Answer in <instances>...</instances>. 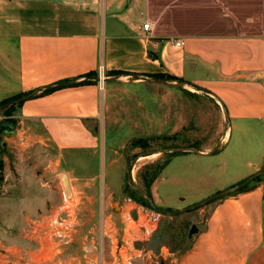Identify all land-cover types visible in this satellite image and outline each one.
<instances>
[{
  "label": "crops",
  "instance_id": "1",
  "mask_svg": "<svg viewBox=\"0 0 264 264\" xmlns=\"http://www.w3.org/2000/svg\"><path fill=\"white\" fill-rule=\"evenodd\" d=\"M114 71L133 77L128 85L136 87L160 83L155 74L175 75L208 88L212 95L196 93L208 95L224 120L222 103L227 109L216 152L176 153L173 178L151 183L162 201L167 182L203 200L264 168V0H0V102L24 97L17 130L4 136L27 132L40 153L38 161L17 164L21 181L43 186L37 166L58 170L81 162L84 152L96 156L91 123L104 113V85ZM102 74L111 79L97 80ZM4 177L3 189L16 181L7 166ZM132 201L124 216L140 204ZM6 241L0 245L13 248ZM175 257L177 264H264V176L218 201L206 227Z\"/></svg>",
  "mask_w": 264,
  "mask_h": 264
},
{
  "label": "rangeland",
  "instance_id": "2",
  "mask_svg": "<svg viewBox=\"0 0 264 264\" xmlns=\"http://www.w3.org/2000/svg\"><path fill=\"white\" fill-rule=\"evenodd\" d=\"M111 74L112 82L104 85L108 95L104 113L100 120L91 123L99 140L96 156L84 152L81 162L64 164L58 170L37 166L43 186L29 178L21 181L25 176L15 174L17 164L27 165L29 161L39 160L40 153L36 151L34 138H29L27 132L16 133L12 138L1 135L0 163L4 168L8 167L10 178L16 180L10 179L4 189L3 184L0 185V244L10 239L14 243L13 248L9 249L0 245L3 263L115 264L114 254L119 252L123 240L129 237L124 232L126 199L132 197L140 204L152 207L142 196L141 187L148 197L167 211L197 205L183 214L169 217L163 215L159 227L149 240L135 241L138 250L131 246L126 248L129 254L136 256L135 264H177L175 256H180L188 249L194 237L206 227L216 203L238 193L242 188L233 189L260 171L203 200H199L197 194L188 190L186 185L179 187L177 193L173 191V185L167 182V189L165 185L160 188V193L165 197V201H162L157 192H151L150 184L157 177L173 178V153L187 152L165 150L197 148L216 152L229 122L220 118L208 95L196 93L197 90L190 86L164 83L129 86L133 77L120 79L121 73ZM111 78L107 76L105 83ZM174 81L178 80L169 82ZM12 106L0 111V122L8 119L19 123L18 110L9 109ZM236 135L237 129H234L233 138ZM236 169L245 170L239 162ZM231 170L232 167L227 171L228 180ZM64 172L72 176L75 187V191L72 187V195L68 194L61 179ZM259 176L263 177L264 172ZM227 190H232V193L205 202L213 195ZM63 192L71 200L76 198L79 203L80 225L77 233L70 244L58 250L49 246L41 248L28 235L30 220L40 211L59 204ZM139 195L147 203L142 202ZM179 195H183V198H179ZM167 203L171 207L166 206ZM27 215L30 216L26 220ZM132 215L138 216L137 208L132 210ZM193 224L197 225L198 231L190 235ZM170 253H175V256ZM5 254H9L10 258L4 257Z\"/></svg>",
  "mask_w": 264,
  "mask_h": 264
},
{
  "label": "built area",
  "instance_id": "3",
  "mask_svg": "<svg viewBox=\"0 0 264 264\" xmlns=\"http://www.w3.org/2000/svg\"><path fill=\"white\" fill-rule=\"evenodd\" d=\"M143 28L145 31H150L152 29L151 22H145ZM176 45L183 46L185 41L178 40ZM104 77L102 74V78ZM128 201L133 202L132 198H128ZM137 210H139L137 217H134L131 211L124 216V232L129 237L123 240L124 245L122 243L119 252L114 254L115 264H135L136 256L129 254L126 248L131 246V248L138 250L134 245L135 241L149 240L159 227L163 216L159 211L142 204L138 205ZM79 225V203L75 198L74 200L69 199L63 192L62 202L58 206L31 220L28 235L41 247L49 246L58 250L74 240ZM169 255H174V253Z\"/></svg>",
  "mask_w": 264,
  "mask_h": 264
},
{
  "label": "water",
  "instance_id": "4",
  "mask_svg": "<svg viewBox=\"0 0 264 264\" xmlns=\"http://www.w3.org/2000/svg\"><path fill=\"white\" fill-rule=\"evenodd\" d=\"M96 79L101 81V80H104L105 78H102L101 76H97ZM155 81L160 82V83H164V84H169V85H172V86H183V87L190 86V87L194 88L195 90L202 91V92H204L206 94L212 95V92L208 88H205L204 86H201V85L193 83V82H188V81H185V80L184 81H180V82H178V81L169 82L167 80L155 79ZM69 83H71V82H64V84H69ZM23 99H24V97L18 98L16 100H12V101L8 102L7 104H4L3 106H0V111L5 110L6 108H8L11 105H14V104H17V103L21 102ZM222 108L224 110V113H225V116H226V120H227V122H229L228 112H227V109H226L225 105H223V103H222ZM16 130H17V123L16 122L8 120V119L2 120L0 122V135L12 134V133H15ZM186 150L187 151L189 150V151H192V152H195V153H198V154H205L203 151H200L197 148H173V149H166L165 151H186ZM132 167H133V165H131L130 168H129V177L130 178L132 176ZM262 172H264V168L262 170L256 172L252 177H250L248 180H246L242 184L236 186L233 190L235 191V190H237V188H243V187L247 186L250 182H252L254 179H256ZM61 179L63 180V184H64L65 189L67 190L68 194L71 195L72 190H71V184L69 182L68 173L67 172L62 173L61 174ZM139 188H140V192H141L142 196H144L147 199V201L150 203V205L155 210L159 211L162 215L167 216V217L173 216V215L183 214V213L189 212L193 208L197 207V205H195V206H190V207H187L185 209L178 210V211H173V212L172 211H167V210H165L163 208H160L153 201L152 198L148 197L145 194V191L143 190V188H141V187H139ZM231 193H232V190L219 192V193L213 195L212 197H210L205 202L216 200V199H218L220 197L229 195ZM197 231H198L197 225L193 224L191 229H190V235H192L193 233H195Z\"/></svg>",
  "mask_w": 264,
  "mask_h": 264
},
{
  "label": "trees",
  "instance_id": "5",
  "mask_svg": "<svg viewBox=\"0 0 264 264\" xmlns=\"http://www.w3.org/2000/svg\"><path fill=\"white\" fill-rule=\"evenodd\" d=\"M114 73H121L120 71H114ZM89 75H94L93 73H90ZM154 77H157V78H161V79H166V80H182V78H178V77H176L175 75H171V74H167V75H165V74H155L154 75ZM50 90H52V89H47V91H50ZM20 97V96H19ZM17 98V97H16ZM13 99H15V98H13ZM10 100H12V99H10ZM10 100H6V101H3V102H0V105H2V104H4V103H6V102H8V101H10ZM21 104H22V102H19V103H17V104H14L12 107H10L9 109H13V108H17V110L19 109V107L21 106ZM9 109H7V110H9ZM12 121H14V120H12ZM15 122V121H14ZM0 138H1V135H0ZM176 153H173V155H175ZM4 167H3V165L0 163V185H2V183H3V181H4ZM260 179V176L259 177H257L256 178V180H259ZM153 181V180H152ZM151 181V182H152ZM151 185V184H150ZM246 187H248V186H245L244 188H246ZM244 188H242V189H244ZM139 198H140V200L142 201V202H144V203H147L144 199H143V197H141L140 195H139ZM183 253V252H182Z\"/></svg>",
  "mask_w": 264,
  "mask_h": 264
},
{
  "label": "bare ground",
  "instance_id": "6",
  "mask_svg": "<svg viewBox=\"0 0 264 264\" xmlns=\"http://www.w3.org/2000/svg\"><path fill=\"white\" fill-rule=\"evenodd\" d=\"M69 182H70V184H71V181H70V178H69ZM71 190H72V185H71ZM73 193H71V195H72Z\"/></svg>",
  "mask_w": 264,
  "mask_h": 264
}]
</instances>
